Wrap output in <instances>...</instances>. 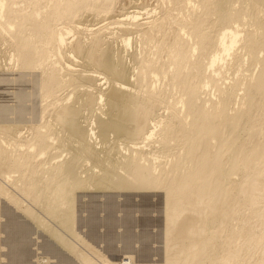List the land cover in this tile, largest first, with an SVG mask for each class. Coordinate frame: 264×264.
<instances>
[{
  "label": "bare ground",
  "instance_id": "bare-ground-1",
  "mask_svg": "<svg viewBox=\"0 0 264 264\" xmlns=\"http://www.w3.org/2000/svg\"><path fill=\"white\" fill-rule=\"evenodd\" d=\"M43 1L30 20L25 18L29 6L10 7L0 0V39L13 51L9 65L41 70L42 90L55 98L43 108L42 125L27 128V135L21 127H0L2 195L19 207L27 195L53 223L43 221L50 236L76 254L74 193L83 188L147 189L143 176L153 177L147 171H156L158 163L164 164L155 176L161 184L183 176L166 190L168 234L183 213L204 216L228 185L234 186L239 205L258 208L253 191L264 180V13L246 26L245 15L240 19L233 8L231 22L223 19L215 36L210 31L218 39L213 52L214 42L202 25L227 9L230 0ZM248 1L261 3L264 12V0ZM76 12H96L109 21L100 27L103 20L75 22L65 29L44 27L52 18ZM164 81L185 87L182 106L171 113L159 111L168 98ZM226 130L238 141L221 146L232 151L231 160L217 155L212 162L206 143L220 140ZM169 140L181 152L171 150ZM189 163L194 169L184 174ZM200 178L205 181L191 202L193 183ZM243 226L238 224L237 234ZM205 247L181 263L166 264H264V231L242 244L227 242L224 257L220 248L209 255ZM248 250L241 262L236 259V253ZM81 262L97 264L87 257Z\"/></svg>",
  "mask_w": 264,
  "mask_h": 264
},
{
  "label": "rangeland",
  "instance_id": "rangeland-1",
  "mask_svg": "<svg viewBox=\"0 0 264 264\" xmlns=\"http://www.w3.org/2000/svg\"><path fill=\"white\" fill-rule=\"evenodd\" d=\"M26 1L7 0V4L10 7L22 4L29 6L30 15L25 18L31 20L45 2L32 0L34 3H27ZM234 2L235 0H230L227 9L221 13L218 9L219 11L211 14L208 22L202 25L204 31L208 29L206 30L210 37L211 30L214 36L218 33L223 19L230 23L233 16L237 15L242 19L245 15L242 20L247 22L246 26H248L251 17H259L264 13L259 2L252 3L247 0ZM120 6L121 4L118 7ZM118 7L116 10L119 9ZM233 8L238 10L235 15L232 14ZM173 11L175 14L181 12ZM95 13L63 14L59 18H52L51 24L44 27L49 30L65 29V26L82 21L97 24L103 18L97 17ZM108 21L105 17L96 27L103 26ZM228 23L226 26L230 27L235 22L229 25ZM211 39L214 44L210 51L214 52L215 42L218 39L215 37ZM0 43V127H21L24 129L23 134L27 135V128L42 125L45 117L43 108L55 98L46 95L42 90L41 70L20 69L9 65V56L13 53L11 45L4 39H0ZM203 60L206 65L207 54H204ZM252 69V66L249 67L246 74H250ZM165 82L162 87L167 89L168 98L161 104L162 109L159 111L171 113L174 108L182 106L185 87H176ZM198 103L203 106L201 101L198 100ZM44 131L46 132L45 128ZM234 142H238L237 136L230 135L227 130L220 140L207 142L206 148L212 162L216 160L217 155H224V158L231 160L232 151L222 149L221 146ZM169 143L173 146L171 150H174L176 147L173 142L169 140ZM239 144L240 142L235 146V157L238 154ZM156 154L159 155L160 151ZM184 166L182 171L184 174L194 169L193 163ZM163 167L164 164L158 163L156 171L153 168L148 169L147 172H154V175L143 176L144 181L149 182L147 189L83 188L74 193L73 234L78 239L77 254L66 249L50 236L45 225L53 226V223L44 217L27 195H25L27 199L24 201L25 206L19 207L0 193V264H82L81 259L84 257L97 264L106 262L107 264H166L167 260L181 263L182 257L190 255L193 251L197 252L200 246H206L205 251L209 255L220 248L219 252L224 257L226 254L224 247L227 242L242 244L250 239L254 240L264 231V180H262L256 183L257 187L253 191V198L261 203L258 208H252L249 203L239 205L233 191L234 186L228 185L225 187L224 196L212 205L204 216L197 212H185L175 223L172 232L168 234L169 213L166 209V190L171 184L181 181L183 176H170L165 184H161L155 176L162 173ZM20 174V172L12 173L15 178H19ZM236 177L241 176L236 174ZM204 181L205 179L201 178L195 179L194 191L190 194L191 202L194 201L195 193ZM28 206L30 209L27 212ZM244 215L247 216L243 217ZM226 217H230L229 220ZM212 221L214 223L210 226ZM239 223H243L244 226L237 234ZM171 247L174 249L172 250ZM85 250L88 252L86 253ZM250 252L240 251L236 253V259L241 262ZM255 262H261L260 258L256 257Z\"/></svg>",
  "mask_w": 264,
  "mask_h": 264
}]
</instances>
